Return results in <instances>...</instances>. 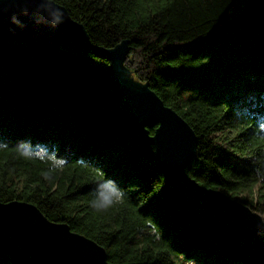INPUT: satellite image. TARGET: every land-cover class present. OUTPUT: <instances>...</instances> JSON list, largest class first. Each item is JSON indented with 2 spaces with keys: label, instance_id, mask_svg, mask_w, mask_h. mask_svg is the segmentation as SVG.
<instances>
[{
  "label": "trees",
  "instance_id": "16d2710c",
  "mask_svg": "<svg viewBox=\"0 0 264 264\" xmlns=\"http://www.w3.org/2000/svg\"><path fill=\"white\" fill-rule=\"evenodd\" d=\"M53 1L93 45L129 42L133 76L196 134L188 176L264 216V200L253 197L255 188L264 197V0ZM63 48L109 64L82 45ZM108 181L123 196L96 211L91 202ZM14 201L93 240L112 264L235 263L185 220L153 144L97 103L44 86L0 45V202ZM0 264L41 263L0 229Z\"/></svg>",
  "mask_w": 264,
  "mask_h": 264
},
{
  "label": "water",
  "instance_id": "95a60500",
  "mask_svg": "<svg viewBox=\"0 0 264 264\" xmlns=\"http://www.w3.org/2000/svg\"><path fill=\"white\" fill-rule=\"evenodd\" d=\"M0 45L44 86L67 98L97 103L153 144L189 225L235 263L264 264V216L188 176L186 169L197 152L196 134L148 83L133 76L126 66L128 41L111 49L93 45L83 24L53 0H0ZM77 45L102 54L109 64L93 65L63 48ZM0 229L41 264H112L105 248L66 224L51 222L33 204L0 202Z\"/></svg>",
  "mask_w": 264,
  "mask_h": 264
},
{
  "label": "clouds",
  "instance_id": "9594fccd",
  "mask_svg": "<svg viewBox=\"0 0 264 264\" xmlns=\"http://www.w3.org/2000/svg\"><path fill=\"white\" fill-rule=\"evenodd\" d=\"M46 179H50L51 176H46ZM106 188H110L112 192H117L119 193V197L123 196V193L119 191L114 185L113 182H104L98 185V188L96 190L95 196L93 201L91 202V206L96 210V211H105L107 210L108 207H110L114 203L119 202V198L115 200H110L108 199V193L105 192Z\"/></svg>",
  "mask_w": 264,
  "mask_h": 264
},
{
  "label": "rangeland",
  "instance_id": "374dc122",
  "mask_svg": "<svg viewBox=\"0 0 264 264\" xmlns=\"http://www.w3.org/2000/svg\"><path fill=\"white\" fill-rule=\"evenodd\" d=\"M36 155L38 156H41V157H47L46 154V150H43V149H38L36 152H35ZM57 166L61 165V162H54ZM108 193V196H111V197H118V193L117 192H112L111 190H108L107 191ZM262 193V192H260ZM260 193H259V190L257 188L254 189V194H253V197H254V200L255 201H259L260 200H264V197L260 196ZM176 263L177 264H205V261H203L202 259H199V258H194V259H188L186 260L184 257H179L178 259H176ZM230 263V262H229ZM231 264H237V263H231Z\"/></svg>",
  "mask_w": 264,
  "mask_h": 264
}]
</instances>
